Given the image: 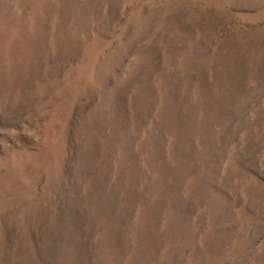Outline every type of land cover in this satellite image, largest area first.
<instances>
[{
	"label": "rangeland",
	"instance_id": "1",
	"mask_svg": "<svg viewBox=\"0 0 264 264\" xmlns=\"http://www.w3.org/2000/svg\"><path fill=\"white\" fill-rule=\"evenodd\" d=\"M0 264H264V0H0Z\"/></svg>",
	"mask_w": 264,
	"mask_h": 264
}]
</instances>
